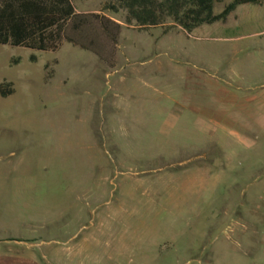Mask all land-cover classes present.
Masks as SVG:
<instances>
[{
	"label": "rangeland",
	"instance_id": "374dc122",
	"mask_svg": "<svg viewBox=\"0 0 264 264\" xmlns=\"http://www.w3.org/2000/svg\"><path fill=\"white\" fill-rule=\"evenodd\" d=\"M72 2L86 13L106 0ZM106 14L123 26L130 67L143 69L119 87L93 52L70 43L54 52L0 44V253L29 252L38 264H264V139L253 149H174L189 143L187 131L155 101L172 106L184 91L173 67L187 66L188 36ZM162 62L171 66L158 73ZM140 104L147 112L127 122L126 106ZM201 152L220 182L211 201L173 199L178 167Z\"/></svg>",
	"mask_w": 264,
	"mask_h": 264
},
{
	"label": "crops",
	"instance_id": "0c3cea01",
	"mask_svg": "<svg viewBox=\"0 0 264 264\" xmlns=\"http://www.w3.org/2000/svg\"><path fill=\"white\" fill-rule=\"evenodd\" d=\"M253 5H240L225 21L200 26L190 34L182 30L189 38L187 66L173 69L183 82L180 91H184L178 92L172 106L165 100L155 101L160 111L169 105L167 110L174 129L187 131L189 143L186 140L176 143L174 149L188 146L189 149H253L264 139V61H257L258 57L264 59V17L259 10L255 11V8H264V4ZM204 26H208L205 32ZM120 53L125 64L119 68ZM133 54L125 51L120 40L117 65L113 69L108 67L107 72V76L114 78V87L125 84L127 75L142 74L143 69L130 67L134 64L130 60ZM166 66L171 65L159 63L157 72L164 71ZM146 112L142 105L135 111L126 106L124 119L136 121L138 115ZM209 162L208 154L202 152L181 162L178 169L183 175L176 190L179 193L171 197H186L184 194L188 192L195 203L211 201L207 193L220 182H212ZM11 241L27 246V251L33 248L30 241L4 240ZM3 256H12L16 261L12 264L21 261L38 264L29 252L14 254L11 248H6L0 253V264Z\"/></svg>",
	"mask_w": 264,
	"mask_h": 264
},
{
	"label": "trees",
	"instance_id": "16d2710c",
	"mask_svg": "<svg viewBox=\"0 0 264 264\" xmlns=\"http://www.w3.org/2000/svg\"><path fill=\"white\" fill-rule=\"evenodd\" d=\"M221 4L222 11L215 13ZM246 4L264 0H106L100 12L86 13L78 12L72 0H0V44L54 52L67 42L93 52L113 69L123 26L106 13H125L126 24L138 31L161 28L167 35L181 29L190 34L225 21ZM52 76L47 72V81Z\"/></svg>",
	"mask_w": 264,
	"mask_h": 264
},
{
	"label": "built area",
	"instance_id": "2783aa9c",
	"mask_svg": "<svg viewBox=\"0 0 264 264\" xmlns=\"http://www.w3.org/2000/svg\"><path fill=\"white\" fill-rule=\"evenodd\" d=\"M263 263H264V253H263Z\"/></svg>",
	"mask_w": 264,
	"mask_h": 264
}]
</instances>
